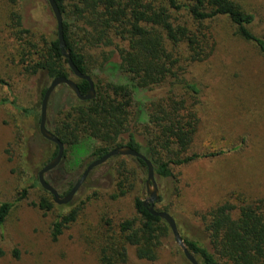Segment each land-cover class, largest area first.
Segmentation results:
<instances>
[{"label":"rangeland","instance_id":"1","mask_svg":"<svg viewBox=\"0 0 264 264\" xmlns=\"http://www.w3.org/2000/svg\"><path fill=\"white\" fill-rule=\"evenodd\" d=\"M236 1L255 16L251 30L264 38V0ZM78 2L65 0L71 40L87 56L91 75L97 81L133 91L125 119V139L133 135L143 146H149L159 133L151 121L150 106L168 94L164 87H135L136 83L122 70L117 53L127 47V42L112 34L107 45L97 46L87 18L75 11ZM18 10L19 4L14 8L9 0H0V78L8 84L0 86V202L16 203L0 229V264H101L97 234L104 220L117 225L137 217L135 199L148 198L147 169L138 167L131 157L112 158L91 172L72 201L73 206L62 211L59 207L65 206L56 205L54 198L37 185L38 174L51 160L55 146L39 131L43 83L24 75L20 66L24 50L6 29L11 13ZM21 11L25 28L35 34L51 35L57 31L47 0H30ZM233 33L227 22H218L215 55L206 64H191L187 59L177 64L189 72V78L199 80L203 89L202 105L197 107L201 124L190 155L226 153L187 166H172L175 181L162 183L156 177L160 194L165 197L156 208L163 210L168 204L178 213L175 220L182 238L201 243L211 253L214 252L206 226L216 206L226 201L238 206L246 201H260L264 212V58ZM72 104V97L62 86L58 87L48 105L50 129L61 119L59 114ZM24 109L29 113H24ZM235 144L242 145L240 150L228 151ZM105 148L102 142L87 139L79 148L84 157L81 165L72 167L69 150L60 166L46 175L47 182L62 196L69 184H76L96 160L85 152ZM143 155L147 157L145 150ZM163 155L169 156L166 152ZM121 186L127 195L113 200ZM24 190L28 196L17 201ZM42 199L50 201L55 209L49 213L41 210ZM77 208H81L77 222L53 242V223L60 214ZM180 253L171 233L170 238L162 237L156 261L140 260L136 248L128 247L126 264H188Z\"/></svg>","mask_w":264,"mask_h":264},{"label":"trees","instance_id":"2","mask_svg":"<svg viewBox=\"0 0 264 264\" xmlns=\"http://www.w3.org/2000/svg\"><path fill=\"white\" fill-rule=\"evenodd\" d=\"M29 1L9 0L14 8L19 4V10L11 13L6 29L24 50L20 64L24 75L39 78L43 83V101L54 79L62 77L73 80L75 77L62 56L57 31L45 35L35 34L32 29L25 28L21 9ZM55 1L64 18V39L73 63L82 74L92 78L96 89L95 98L83 102L68 87L62 86L72 97L73 104L59 114L61 119L52 129L47 118V129L65 146L63 160L70 150L72 167L81 165L84 157H81L79 148L87 139L100 141L106 146L105 149L85 152V155L96 160L112 150L128 146L142 155L145 150L156 177L162 183H167L175 181L172 166H187L197 160L214 159L226 153L190 155L201 124L197 107L202 105L203 89L199 80L189 78V72L178 68L177 64L184 59L191 64H206L215 55V24L218 22H227L234 30V37L249 44L257 55L264 58V38L256 36L251 30L255 22L254 15L247 13L236 0H79L75 11L87 18L97 46L107 45L105 42L110 40L112 34L127 42V47L117 53L122 70L136 83L135 87L141 90L164 87L168 94L150 106L151 121L159 133L145 147L133 135L129 136V140L125 139V119L134 98L133 91L124 86L104 85L91 75L87 56L71 40L70 24L65 19V0ZM74 82L83 96L89 92L88 82L79 79ZM7 85L0 78V86ZM23 112L29 113L25 109ZM241 146L235 144L228 151L237 152ZM163 152L173 158L164 157ZM57 154L58 148L55 146L49 163ZM134 160L138 167L147 169L143 161ZM37 182L40 185L39 180ZM76 184L70 183L69 190L62 197L68 195ZM52 187L55 188L54 185ZM163 187L166 195H169V188L165 184ZM123 188H119L113 200L127 195L128 192ZM27 196L28 191L24 190L17 201H23ZM164 199L160 194L157 204L163 203ZM15 205L12 202H0V229L4 227ZM261 205L263 203L260 201H246L239 206L229 201L219 204L206 226L214 253L197 241L183 239L189 252L199 264H264V212ZM72 206L71 202L59 209L62 211ZM39 207L45 213L55 209L46 199H42ZM169 207L167 204L163 210H156L166 212L175 219L178 213ZM134 209L136 218L121 221L117 225L109 219L104 220L96 238L101 264H126L128 247L136 248L140 260H157L162 237L171 236L170 227L148 212L144 200L135 199ZM80 213L81 208H77L58 216L51 229L53 242L58 241L77 222Z\"/></svg>","mask_w":264,"mask_h":264},{"label":"water","instance_id":"3","mask_svg":"<svg viewBox=\"0 0 264 264\" xmlns=\"http://www.w3.org/2000/svg\"><path fill=\"white\" fill-rule=\"evenodd\" d=\"M51 11L55 17L56 23H57V33H58V40L59 45L61 49L62 56L65 60L68 62L69 69L71 70L72 74L76 79L86 81L90 85V90L87 95L83 96L80 93V90L77 86V84L71 80L66 78H56L48 87L41 106V115H40V123H39V131L41 136L48 142L54 144L58 148V154L55 159H53L50 163H48L38 174V180L39 184L42 187L44 191L49 193L54 198V203L58 206H67L69 205L81 189V187L85 184L87 181L89 175L91 172L106 164L110 159L115 157H131L136 158L141 161H143L146 164L147 167V181H146V189H147V196L148 198L144 201V207L148 210V212L156 218H160L163 221L167 223V225L170 227L171 233L174 237L175 243L178 248L181 249L183 255L187 259V261L190 264H199L196 258L189 252L188 248L186 247L184 240L179 232L177 223L175 219L166 212H158L155 208V205L160 200V190L158 188V185L156 183V175L153 164L142 154L136 152L132 148L128 146H123L118 149L112 150L109 152L106 156L103 158L96 160L92 162L84 171L82 177L78 181V183L73 187V189L66 195L65 197L60 196L58 191L53 188L46 180V175L55 169H57L61 162L63 161L64 153H65V146L60 142V140L52 134L47 129V117H48V105L49 101L53 95V93L56 91L58 87L66 86L70 89V91L76 96V98L80 101H91L96 96L95 91V84L91 77L86 76L82 74L78 68L73 63V60L71 58V52L69 49H67L66 42L64 39V31H63V15L56 3L55 0H47Z\"/></svg>","mask_w":264,"mask_h":264},{"label":"flooded vegetation","instance_id":"4","mask_svg":"<svg viewBox=\"0 0 264 264\" xmlns=\"http://www.w3.org/2000/svg\"><path fill=\"white\" fill-rule=\"evenodd\" d=\"M95 91H96V89H95ZM87 94H88V93H87ZM87 94H86V95H87Z\"/></svg>","mask_w":264,"mask_h":264}]
</instances>
